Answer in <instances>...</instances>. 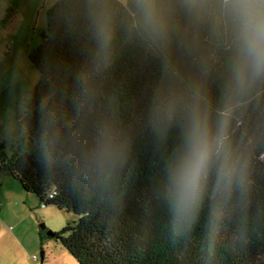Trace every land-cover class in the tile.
<instances>
[{
  "label": "trees",
  "instance_id": "obj_1",
  "mask_svg": "<svg viewBox=\"0 0 264 264\" xmlns=\"http://www.w3.org/2000/svg\"><path fill=\"white\" fill-rule=\"evenodd\" d=\"M94 3L48 9L30 56L40 79L22 118L35 149L10 154L2 143L0 176L77 216L47 236L78 264H264V85L226 112L228 46L177 14L169 42L150 48L121 0H107L112 39L101 53ZM173 92L182 99L169 118L157 102ZM193 94L212 155L199 201L181 214L174 177L189 152ZM236 155L243 184L234 179L225 193L221 174Z\"/></svg>",
  "mask_w": 264,
  "mask_h": 264
},
{
  "label": "clouds",
  "instance_id": "obj_2",
  "mask_svg": "<svg viewBox=\"0 0 264 264\" xmlns=\"http://www.w3.org/2000/svg\"><path fill=\"white\" fill-rule=\"evenodd\" d=\"M131 13L133 27L151 48H163L176 30V16L182 15L194 29L208 26V39L223 42L232 52L230 78L226 90V112L237 97H244L264 85V0H121ZM96 36L101 53L112 39V17L107 0L93 6ZM193 101H197L193 94ZM178 92L161 97L157 111L171 118L181 102ZM189 152L174 177L176 208L184 213L200 199L212 155L206 117L198 102L189 106L187 130ZM99 149L106 147L104 138ZM242 158L226 157L220 187L227 193L234 179L243 184Z\"/></svg>",
  "mask_w": 264,
  "mask_h": 264
},
{
  "label": "rangeland",
  "instance_id": "obj_3",
  "mask_svg": "<svg viewBox=\"0 0 264 264\" xmlns=\"http://www.w3.org/2000/svg\"><path fill=\"white\" fill-rule=\"evenodd\" d=\"M48 9L34 2L7 30V19L0 25V157L2 143L10 154L35 149L29 139L23 141L22 118L29 92L40 79L30 56L47 30ZM76 219L73 212L44 205L18 178L0 176V264H78L61 242L47 236ZM41 230L48 234L41 236Z\"/></svg>",
  "mask_w": 264,
  "mask_h": 264
},
{
  "label": "crops",
  "instance_id": "obj_4",
  "mask_svg": "<svg viewBox=\"0 0 264 264\" xmlns=\"http://www.w3.org/2000/svg\"><path fill=\"white\" fill-rule=\"evenodd\" d=\"M58 1L60 0H43V2L42 0H0V25H2V21H6L7 19L9 22H5L3 25L7 30L9 26L16 21V19L20 21L19 15H21V10L27 13L31 8H33L34 2L41 3L44 8H50Z\"/></svg>",
  "mask_w": 264,
  "mask_h": 264
},
{
  "label": "built area",
  "instance_id": "obj_5",
  "mask_svg": "<svg viewBox=\"0 0 264 264\" xmlns=\"http://www.w3.org/2000/svg\"><path fill=\"white\" fill-rule=\"evenodd\" d=\"M50 196L53 197V194H51ZM34 259H38V256L35 255V256H34Z\"/></svg>",
  "mask_w": 264,
  "mask_h": 264
},
{
  "label": "water",
  "instance_id": "obj_6",
  "mask_svg": "<svg viewBox=\"0 0 264 264\" xmlns=\"http://www.w3.org/2000/svg\"><path fill=\"white\" fill-rule=\"evenodd\" d=\"M46 227L44 226V229H45ZM49 233V235H53V233L51 232V231H49L48 232ZM43 258H44V255H43Z\"/></svg>",
  "mask_w": 264,
  "mask_h": 264
}]
</instances>
